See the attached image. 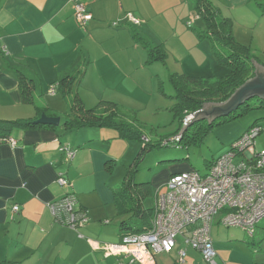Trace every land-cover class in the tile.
<instances>
[{"label":"crops","instance_id":"1","mask_svg":"<svg viewBox=\"0 0 264 264\" xmlns=\"http://www.w3.org/2000/svg\"><path fill=\"white\" fill-rule=\"evenodd\" d=\"M76 1L84 3L90 14L85 26L75 18L74 0H0V118L37 119L42 112L60 118L54 128L14 129L0 140V262L117 264L122 260L130 264L128 257L107 255L104 248L105 243L120 240L118 222L123 217L117 211L116 188L109 182L107 165L114 137L109 132L101 135L99 128L95 137L92 127L65 126L70 97L56 87L57 80L65 72L80 71L77 93L86 107L94 106L102 86L110 87L114 95L106 98L115 103L132 101L131 96L142 100L147 96L143 87L149 82L153 94L155 79L162 78L166 66L164 61L149 70L159 62H147L148 47L161 45L174 55L210 41L197 36L205 25L195 12L194 0ZM209 1L219 16L233 20L232 34L239 42L264 18L259 6L264 0ZM128 12L140 23L127 21ZM253 36L247 45L251 46ZM18 73L34 83L29 100L21 95ZM34 104H40L41 113ZM65 146L74 151L71 158H66ZM189 168L183 164L170 169L155 186ZM59 173L68 179V187L56 182ZM66 191L73 192L76 206L86 210L88 220L82 226L54 220L49 205ZM14 204L19 207L15 212ZM114 217L118 220L111 223ZM220 218L221 214L212 225ZM244 239L223 232L217 243L212 239L215 264H264L254 256L253 247L243 244L249 242ZM186 247L190 246L175 243L160 262L155 256L154 264H210L198 250ZM180 249L185 250L182 262Z\"/></svg>","mask_w":264,"mask_h":264},{"label":"rangeland","instance_id":"2","mask_svg":"<svg viewBox=\"0 0 264 264\" xmlns=\"http://www.w3.org/2000/svg\"><path fill=\"white\" fill-rule=\"evenodd\" d=\"M260 22L261 24L255 29L252 27L248 29L247 35L241 38L243 39V42H241L249 44L250 41L248 39L254 35L253 38H251V52L256 57L257 62L261 64L264 63V18H262ZM202 42L178 54L173 55L166 53L165 62L170 71L167 70L166 66L163 64L164 69H162L161 73L162 78L156 77L153 94H151V90H149L152 85L149 86V82H147V85L143 87L144 91L147 92L146 98L142 97V100H140V97L131 96L128 99L132 101L125 100L123 102H117L118 110L127 115L125 119L137 124L142 134L147 137L146 139L150 140L151 146L148 150L145 152L141 151L142 145L145 142L143 138L120 137L118 130L111 127L85 126V130H89L88 128L90 127L94 129L95 137L98 133L96 131L97 128L103 131L101 135H106L105 132H109L108 134L113 135L110 137H114L111 139L110 160L107 163L108 170L111 171L109 182L112 183L114 188L121 185V180L130 164L138 160L137 170L132 171V179L136 183L150 182L152 185V193L144 199L146 207L149 208L153 207L156 189L155 181L160 180L162 175L170 171V169L180 167L183 164H188L190 168L197 170L200 174H205L211 161L219 155L229 151L232 143L254 123L261 127V131L253 137V150H264V108H251L243 111L234 118H216L212 121V125L207 128L206 132L203 131L206 127L204 124L199 132L193 134V130L196 128L194 124H190L185 128L184 131H186V133L182 136V139L180 141L174 140V135L181 134L184 125H180L178 118L174 116L172 111L175 98L174 89L169 81V73L178 72L192 76L220 77L229 70L226 64L218 60L213 51L212 43L210 41H206L205 43ZM154 62L159 63H157V65L156 63L150 62L149 64H153L150 65L151 67L149 70H154L153 66H162V62ZM140 90L132 91V93H139ZM97 93L101 96H96L94 106L99 100H110L111 98L106 97L114 95L110 87L106 86H102ZM120 103H122L124 109ZM34 105L39 106L40 104ZM63 118H61L62 122L64 120ZM99 141L102 143L104 140L99 138ZM164 142L166 144H163ZM138 153H140V155ZM137 155H139V159H137ZM242 159H246V157L243 154L237 153L233 158V163L237 164ZM82 214H84L88 220L86 210H84ZM220 214L219 212L215 218H218ZM127 216H131V213H127ZM117 218H112L111 223L117 221ZM221 232L225 235L231 234L238 237H245L244 241L249 242H244L243 244L253 247L255 252L254 256L264 261V217L256 224L253 238L250 237L244 228L240 226L226 227L220 221L214 223L211 228V238L215 243L219 241ZM250 240H253V242L251 243ZM175 243L181 244V247L185 248L182 234L176 236ZM192 250H194V248ZM167 254L168 253L165 252L157 253L155 255L157 262H160L161 258H165Z\"/></svg>","mask_w":264,"mask_h":264},{"label":"built area","instance_id":"3","mask_svg":"<svg viewBox=\"0 0 264 264\" xmlns=\"http://www.w3.org/2000/svg\"><path fill=\"white\" fill-rule=\"evenodd\" d=\"M74 15L78 24L85 26L90 14L84 3L74 0ZM126 19L132 24L140 23L130 12ZM112 24L116 25L117 21ZM189 116L183 119V125ZM260 131L261 127L254 125L242 133L229 151L208 165L205 174L192 168L171 174L155 189L149 228L126 233L118 242L105 243V253L128 257L130 264H154L155 255L170 252L176 236L182 234L185 244L198 250L203 260L215 264L216 251L210 230L219 212L220 221L226 227L240 226L248 234L264 217V150L255 151L252 147L253 137ZM63 149L66 158L74 155L68 147ZM237 153L246 159L234 164L233 158ZM56 182L64 187L69 185L63 173L57 175ZM76 203L73 192L66 191L49 205L54 220L73 228L82 226L87 219L82 214L84 210ZM18 208L16 204L11 207L13 212ZM178 253L182 262L185 250L180 249ZM117 264L124 262L120 260Z\"/></svg>","mask_w":264,"mask_h":264},{"label":"trees","instance_id":"4","mask_svg":"<svg viewBox=\"0 0 264 264\" xmlns=\"http://www.w3.org/2000/svg\"><path fill=\"white\" fill-rule=\"evenodd\" d=\"M259 6L264 14V2L259 3ZM194 8L197 16L205 25L202 29L197 31L198 38L210 39L213 51L218 60L226 64L229 70L220 77L192 76L178 72L169 73V81L174 89L175 98L172 111L174 116L178 118L180 125L183 124V119L187 115L199 109L204 103L225 101L240 85L254 75V61L256 60V57L251 52L250 46L239 42L233 36L231 19L229 17L219 16L212 2L209 0H194ZM165 57L166 52L161 45L147 48L148 63L154 61L164 62ZM79 74H81L80 71L65 72L57 80L56 87H58L66 97H70L69 116L64 121V125L73 128L85 126L111 127L118 130L120 137L143 138L145 142L142 145L141 151L145 152L148 150L151 146L150 140L146 139L147 137L142 134L137 124L125 119L127 115L118 110L117 103L101 99L94 107H86L84 105L81 97L77 93ZM17 79L23 99L29 100L32 97L34 89L32 79L27 78L22 73L17 74ZM251 108H264V98L253 96L243 101L236 110L224 117H226V119L234 118L243 111ZM41 109L42 107L37 105V111L41 113ZM34 120L35 119L31 118H0V140L1 138H3L2 140L8 138L11 131L14 129L41 126L55 127L51 124L34 123ZM212 123L213 122L207 123L206 120L192 122L191 124H194L196 128L193 130V134L199 132L204 124L206 127L203 131L206 132L207 128H209ZM254 125L257 124L254 123L244 132L248 131ZM187 127L188 126L184 127L181 134L174 135L177 137L174 138L175 141H180L182 139V136L186 133L184 130ZM165 142L163 144H166ZM138 154L140 155V153ZM139 155H137V159H139ZM137 163L138 160L130 164L121 180V185L114 190V195L117 196V211L121 216L123 215L118 222L121 236L126 233L147 230L150 226L153 214V207H146L144 202V199L152 193V185L150 182L136 183L132 179V171L137 170ZM127 213H131V216H127ZM259 221L256 224H258ZM254 231L255 227L252 233L249 234L251 238H253ZM252 241L253 240H251V242ZM0 264L15 263L11 261H1Z\"/></svg>","mask_w":264,"mask_h":264},{"label":"water","instance_id":"5","mask_svg":"<svg viewBox=\"0 0 264 264\" xmlns=\"http://www.w3.org/2000/svg\"><path fill=\"white\" fill-rule=\"evenodd\" d=\"M253 96L264 98V65L257 60L254 61V75L251 78L240 85L225 101L204 103L190 114L184 127L197 120H206L207 123H210L216 118L227 116L236 110L243 101ZM59 120V116H49L42 112L33 122L58 125Z\"/></svg>","mask_w":264,"mask_h":264}]
</instances>
